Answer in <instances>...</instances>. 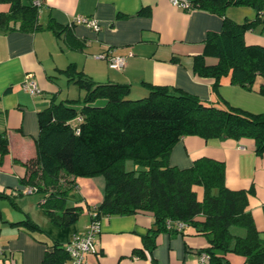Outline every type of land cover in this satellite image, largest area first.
<instances>
[{"label":"crops","instance_id":"1","mask_svg":"<svg viewBox=\"0 0 264 264\" xmlns=\"http://www.w3.org/2000/svg\"><path fill=\"white\" fill-rule=\"evenodd\" d=\"M78 16L93 18L99 30L94 32L84 25L66 29ZM225 16L241 23L253 19L255 13L249 7H228ZM51 19L62 28L58 36L47 29ZM38 22L44 30L0 33V133L9 142V152L0 165V194L8 195L13 208L23 214L21 219H5L0 214V264H42L45 252H52L56 242L65 246L70 236L84 232L89 222L81 226L75 222L66 228L54 225L38 205L54 189L37 193V206L29 210H23L17 201L27 188L23 183L25 164L35 157L36 114L60 96L56 76L66 77L64 71L70 64L77 68V62L69 59H84L81 72L98 83L128 84L129 96H146L145 84H150L205 102L224 101L251 114H264V96L254 90L230 84L228 75L215 86L213 79L192 71L193 58L203 53L206 34L222 28V18L217 15L196 9L184 11L170 0H42ZM244 40L247 45L264 44V27L246 32ZM108 48L124 57L122 70H112L103 60L95 59ZM205 61L216 62L211 57ZM31 80L41 89L37 96L22 87L24 81ZM259 81L257 78L255 87ZM200 157L223 162L225 186L247 191L246 210L264 241V152L257 153L250 138L204 140L187 136L173 146L168 163L188 168ZM56 190L64 191L68 206L80 205L81 213L89 216L103 199L104 179L62 176ZM196 191L202 198V188ZM32 210L41 214V223L32 216ZM26 218L39 230L28 232L23 226L10 224ZM156 228L150 212L102 216L94 240L96 252L86 256L87 264H199L200 254L209 247L207 239L193 235L190 228L159 232L146 247L145 236ZM224 259L229 264L245 261L233 253Z\"/></svg>","mask_w":264,"mask_h":264},{"label":"trees","instance_id":"2","mask_svg":"<svg viewBox=\"0 0 264 264\" xmlns=\"http://www.w3.org/2000/svg\"><path fill=\"white\" fill-rule=\"evenodd\" d=\"M33 1L0 0V33L44 30L38 22L42 0L39 5ZM188 4L190 10L222 18L220 32H208L203 53L193 58V73L213 79L215 86L228 75L230 84L264 96V44L247 45L244 40L246 32L264 27V0H188ZM228 7L252 8L255 17L237 23L225 16ZM47 29L56 36L62 32L52 19ZM205 57L216 62L207 64ZM64 73L84 93L80 108H73L71 104L78 100L70 99L52 101L37 112L35 157L25 164L23 178L24 185L35 188V193L55 190L38 204L54 225L69 227L81 213L80 205L68 206L64 191L56 190L61 177L101 176L103 199L91 211L98 219L150 212L157 228L145 236L146 247L159 232H178L174 227L167 229V221H180L186 226L179 232L190 228L193 235L207 239L209 247L202 253L209 256L208 264H229L224 259L227 253L244 257V264H264V241L246 210L248 193L225 186L224 163L207 157L195 159L188 168L168 163L173 146L187 136L250 138L256 152H264V114L150 84H145L146 96L132 100L128 84L98 83L76 71L74 64ZM257 78L260 81L255 87ZM99 101L103 104L97 105ZM8 152L7 136L0 133V165ZM127 160L134 168L126 170ZM198 187L203 190L202 198ZM0 198L9 196L1 193ZM10 224L28 232L39 230L27 218ZM66 261L63 244L56 242L52 252H45L42 264Z\"/></svg>","mask_w":264,"mask_h":264},{"label":"built area","instance_id":"3","mask_svg":"<svg viewBox=\"0 0 264 264\" xmlns=\"http://www.w3.org/2000/svg\"><path fill=\"white\" fill-rule=\"evenodd\" d=\"M171 3L184 10L189 11L188 0H170ZM35 5H39V0H34ZM70 25H84L90 30L97 32L99 30V23L90 17L78 16L73 19ZM95 59L104 60L112 70H122L125 66V59L123 56L115 54L112 48L106 49L105 52L94 56ZM23 89L30 95H38L41 93V89L34 81H24L22 83ZM36 191L35 188L27 187L24 190L26 194H33ZM90 223L85 227L84 232L74 233L70 237V240L64 246V252L67 255V261L65 264H87L86 256L88 254L95 253L94 240L100 232V219L97 218L95 211L89 212ZM185 223L180 221H167V229L174 227L177 231L182 230L185 227ZM209 256L205 253L200 254L199 264H208Z\"/></svg>","mask_w":264,"mask_h":264},{"label":"rangeland","instance_id":"4","mask_svg":"<svg viewBox=\"0 0 264 264\" xmlns=\"http://www.w3.org/2000/svg\"><path fill=\"white\" fill-rule=\"evenodd\" d=\"M70 55H74V54H70ZM75 58L76 59H69V60H73V61L77 62L78 66H77V68L75 67V70L81 71L82 67L84 66L83 64H85L84 59H79L78 57H75ZM102 62H105L107 64V62L104 60ZM56 77L58 78V80H57L58 84L61 86V93H60V96L56 99V102L70 100V99L78 100L77 102L71 104V106L73 108H75L76 110L79 109L80 105H81V99H82L81 96H82L83 91L81 89H79L77 87V85L69 83L65 76H62L60 74V75H57ZM142 97H140V95H133V94L131 96H129V98L132 100H136V99H139ZM102 104H103V101L97 102V105H102ZM125 166H126L125 167L126 170H130L131 168H134L133 164L130 160H127L125 162ZM22 195L23 196H20V198H18L17 201H19V205L23 208V210H29L30 207L35 208V205L37 206V200L40 198V194L22 193ZM36 209H38V208H36ZM30 212H31L32 216H34L36 218V220H38V222H40V223L42 222V216L40 213H38L37 210L36 211L32 210ZM0 214H2L3 218H5V219L9 218V217L12 218L11 216H13L16 219L23 218V214L20 211L15 210L13 208V206L11 205V203L9 202V200L4 199V198L3 199L0 198ZM11 220H14V219H11ZM87 221H89L88 222V224H89L90 223L89 216H87L86 213H80L78 215V219H77L76 223H77V225L81 226Z\"/></svg>","mask_w":264,"mask_h":264}]
</instances>
